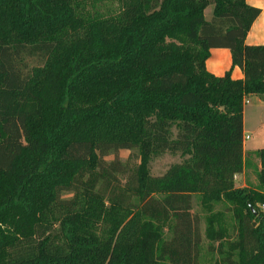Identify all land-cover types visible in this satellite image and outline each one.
<instances>
[{
    "label": "trees",
    "instance_id": "1",
    "mask_svg": "<svg viewBox=\"0 0 264 264\" xmlns=\"http://www.w3.org/2000/svg\"><path fill=\"white\" fill-rule=\"evenodd\" d=\"M260 12L0 0V264H264V148L258 185H236L244 104L264 94V45L245 42ZM211 48L243 78L210 73ZM163 153L183 160L152 175Z\"/></svg>",
    "mask_w": 264,
    "mask_h": 264
},
{
    "label": "rangeland",
    "instance_id": "2",
    "mask_svg": "<svg viewBox=\"0 0 264 264\" xmlns=\"http://www.w3.org/2000/svg\"><path fill=\"white\" fill-rule=\"evenodd\" d=\"M107 0H105L106 3ZM211 7L206 8L205 17L210 18ZM264 102V97L261 98ZM248 102L245 105L244 110V147L247 151L245 154V169L242 174L238 175L236 178L237 186H250L256 187L258 185L257 171L259 169V160L255 155V152L260 148H264V104H259L256 102L255 97L251 96L247 98ZM131 154V158L135 159L139 157L136 150H120L118 152V157L125 161L126 158ZM113 155L106 157L107 160H111ZM183 160L180 154H170L163 153L158 156H150L148 160V167L152 175H162L170 165L174 163H179ZM139 158L137 159V162ZM132 162H134L132 160ZM69 196V194H65ZM215 209H224L222 204H216ZM193 213H196L200 219V230L203 237V253L207 246V241L203 236L205 222V213L201 209L198 196L192 197V209ZM216 245V244H215Z\"/></svg>",
    "mask_w": 264,
    "mask_h": 264
},
{
    "label": "crops",
    "instance_id": "3",
    "mask_svg": "<svg viewBox=\"0 0 264 264\" xmlns=\"http://www.w3.org/2000/svg\"><path fill=\"white\" fill-rule=\"evenodd\" d=\"M246 2L252 6L258 7L261 9L259 16L252 23L250 30L246 35L245 42L249 45H264V0H246ZM206 69L216 75H223L226 71L230 70L231 77L233 79H242L243 73L238 66H232L231 53L227 48H211L210 55L207 58ZM254 96L255 100L259 104H264L262 95H249V97ZM244 104V108L246 103ZM245 110V109H244ZM243 133H244V111H243ZM247 151L244 147V155ZM253 153V152H252ZM245 169V168H244Z\"/></svg>",
    "mask_w": 264,
    "mask_h": 264
}]
</instances>
